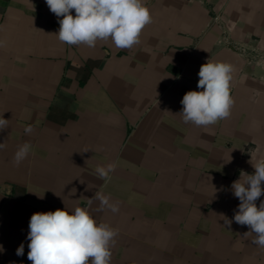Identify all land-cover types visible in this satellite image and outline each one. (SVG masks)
<instances>
[{
	"label": "crops",
	"instance_id": "obj_1",
	"mask_svg": "<svg viewBox=\"0 0 264 264\" xmlns=\"http://www.w3.org/2000/svg\"><path fill=\"white\" fill-rule=\"evenodd\" d=\"M146 6L152 23L121 50L110 40L59 41L62 17L46 0H0V116L9 120L0 130V264H31L33 213L76 207L119 230L111 264H264L255 234L234 221L231 189L254 174L251 156L264 159V0ZM208 60L234 66L231 115L185 124L180 101L202 91ZM25 142L32 148L17 167ZM109 163L116 168L101 180L96 169ZM97 193L119 212L101 210Z\"/></svg>",
	"mask_w": 264,
	"mask_h": 264
},
{
	"label": "clouds",
	"instance_id": "obj_2",
	"mask_svg": "<svg viewBox=\"0 0 264 264\" xmlns=\"http://www.w3.org/2000/svg\"><path fill=\"white\" fill-rule=\"evenodd\" d=\"M46 4L58 18L62 17L55 35L69 46L91 48L96 46L97 41L110 40L117 49L128 50L140 43L143 29L152 23L146 0H46ZM2 46L4 42L0 41ZM262 64L264 60L258 61V66ZM234 71V66L226 62L208 60L200 66L197 87L202 91H188L180 101L183 107L178 114L185 124L208 127L230 117L235 103L231 96ZM8 121L0 116V130L8 128ZM32 131L31 125L24 129L25 134ZM5 148L6 141L0 143V150ZM31 148L27 142L18 146L13 157L15 166L19 167L29 156ZM253 159L255 157L251 156L254 174L242 172L243 180L240 176L231 185L233 195L240 201L234 221L248 226L250 230L244 235L254 233L252 244L264 248V201L259 207L256 204L264 194L261 187L264 182V159L255 163ZM115 168V163L100 166L96 169L97 176L101 180L110 179V173ZM95 199L100 201L101 210L109 209L114 214L119 212V205L113 203L109 196L97 193ZM92 202L93 199L88 200L89 204ZM224 222L229 226L232 223L226 217ZM28 227L27 257L31 264H111L112 248L119 232L107 223L97 224L84 207H76L71 213L65 209L33 213ZM2 251L3 246L0 245ZM23 254L22 243L16 255Z\"/></svg>",
	"mask_w": 264,
	"mask_h": 264
},
{
	"label": "built area",
	"instance_id": "obj_3",
	"mask_svg": "<svg viewBox=\"0 0 264 264\" xmlns=\"http://www.w3.org/2000/svg\"><path fill=\"white\" fill-rule=\"evenodd\" d=\"M241 48H243V49H244L245 47H244V46H242ZM262 56H263V55H262ZM262 56H261V57H262ZM263 60H264V56H263Z\"/></svg>",
	"mask_w": 264,
	"mask_h": 264
}]
</instances>
